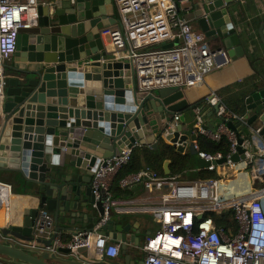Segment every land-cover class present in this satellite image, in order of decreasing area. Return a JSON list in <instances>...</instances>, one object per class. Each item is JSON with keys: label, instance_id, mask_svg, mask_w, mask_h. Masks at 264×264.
<instances>
[{"label": "water", "instance_id": "obj_1", "mask_svg": "<svg viewBox=\"0 0 264 264\" xmlns=\"http://www.w3.org/2000/svg\"><path fill=\"white\" fill-rule=\"evenodd\" d=\"M239 1L188 0L185 7L206 40L217 50H226L230 59L244 54L240 36L246 31L238 33L232 24L233 6ZM45 2L37 8L36 26L19 30L3 81L0 170L12 175L14 189L38 200L37 208L45 206L53 213L55 233L34 244L32 231L12 224L0 228V263L95 264L86 248L76 250L80 259L67 248L45 250L57 232L75 235L81 231L74 229L79 224L86 228L103 217L102 204L90 187L94 166L136 144L156 149L161 137L177 153L194 157L197 168L205 169L209 164L198 158L193 145L196 111L203 129L213 132L225 124L235 132L231 161H246L245 139L264 142V86L244 95L241 124L217 117L220 104L208 110L204 103L190 104L179 88L139 92L130 62L115 55L101 36V30L116 21L112 0ZM181 111L175 130L164 132L162 121ZM169 164V160L163 163L164 175H170ZM130 230L135 233L130 235ZM137 231L124 216L108 217L101 234L120 243L121 256L109 264H143L141 256L137 263L131 260L126 246H139Z\"/></svg>", "mask_w": 264, "mask_h": 264}, {"label": "built area", "instance_id": "obj_2", "mask_svg": "<svg viewBox=\"0 0 264 264\" xmlns=\"http://www.w3.org/2000/svg\"><path fill=\"white\" fill-rule=\"evenodd\" d=\"M187 1L112 0L116 21L101 30V36L107 39L115 55L130 62L137 91L188 90L202 84L208 74L226 63L225 52L211 49L204 35L193 28L191 16L185 10ZM44 3L41 0H0V98L6 75L4 67L16 51L19 30L36 26L37 8ZM175 41H178L176 46L161 48L162 44ZM202 103L212 107L220 104V99L211 93ZM182 114L183 111L174 113L163 120L164 132L175 130ZM195 116L192 132L196 140L193 145L198 158L209 164L204 170L214 172L221 166L215 163L223 158L226 161L222 165L235 164L231 161L236 153L235 132L225 124H219L213 132L205 130L197 111ZM217 117L240 124L245 121V117L228 115L221 104ZM199 137L213 142L225 138L229 142L228 153L223 156L221 152H200ZM252 146L257 147L255 152L264 165V147L258 148L260 145L255 141L251 143L245 139L243 147L251 149ZM132 149L124 148L117 156L101 159L93 168L90 187L95 200L102 204L100 221L90 231L81 230L73 235L69 242L55 238L45 247L47 252L67 248L77 255V249L86 248L92 262L116 259L120 243L103 236L101 229L113 212L136 213L151 216L159 226L154 234L145 235L143 243L138 246L143 264H264V208L260 201L264 190L227 199L220 195L217 179L183 181L176 175H160L146 167L119 182V186L125 189L141 185L147 192L146 197L116 200L111 186L119 171L130 162ZM214 212L223 215L230 212L234 230L230 232L226 227L216 226L208 216ZM52 223L50 211L40 206L34 219V244L38 238H48ZM77 258L81 256L77 255Z\"/></svg>", "mask_w": 264, "mask_h": 264}, {"label": "crops", "instance_id": "obj_3", "mask_svg": "<svg viewBox=\"0 0 264 264\" xmlns=\"http://www.w3.org/2000/svg\"><path fill=\"white\" fill-rule=\"evenodd\" d=\"M191 24L196 31L200 32L195 24ZM232 24L239 31L238 33L246 31L240 36V44L243 47L244 54L232 59L226 57L227 61L222 67L208 74L202 84L189 88L185 92L190 104L202 103L205 98L214 93L219 97L221 107L225 109L228 115L239 114L245 116L242 107L244 95L250 89L264 86V3L260 0H240L233 6ZM103 41L109 45L106 38L103 37ZM207 43L211 49H218L210 40H207ZM221 60L223 61L224 59ZM208 109L209 106H207ZM212 123L215 124L214 121ZM234 123L236 124V122ZM258 145H260L258 148L264 147V142H262L261 138ZM135 146L139 145L136 144ZM147 148L150 147L147 146ZM247 148L246 161H240L233 165H221L214 171L220 183V195L224 198L233 199L246 194V192L264 190V165L255 152L257 147ZM202 170L204 169H199L195 166L194 158L192 168L176 176L183 181H196L200 180L198 174ZM11 178V174L0 170V228L12 224L22 230L33 231L38 200L28 196L25 191L14 189L15 185ZM126 190L127 194L119 197L112 193L113 198L123 201L139 200L147 195L141 185H132ZM260 201L264 208V196L260 198ZM227 213L228 217L226 219L230 225L228 227L227 224V230L232 232L234 230L232 216L230 212ZM50 214L53 217V213L50 212ZM113 215L127 218L131 227L138 230L134 236L139 239V245L144 241V237L149 230L146 228L142 229V219H140L141 216H138L141 214H118L113 212ZM137 223L139 224L138 227L135 226ZM93 226L92 224H87L86 228H83L79 224L74 229L84 230ZM50 230L48 238L55 233L54 221ZM73 233L59 231L56 233V238L60 237L63 242H69L73 237ZM133 233L135 232L129 231L130 235ZM43 238L48 239L47 236ZM126 246L131 260L137 263L140 260L139 257L141 256L142 258L138 247L130 243H127ZM120 259L121 256L119 255L115 260Z\"/></svg>", "mask_w": 264, "mask_h": 264}, {"label": "trees", "instance_id": "obj_4", "mask_svg": "<svg viewBox=\"0 0 264 264\" xmlns=\"http://www.w3.org/2000/svg\"><path fill=\"white\" fill-rule=\"evenodd\" d=\"M237 115L239 116V114ZM197 145L200 152L209 154L221 152L223 156H225L229 151V142L225 138L219 142H213L207 138L199 137L197 139ZM166 160L170 161L169 170L170 175L172 176L190 169L194 163V157L186 153L179 154L167 144L157 143L156 149H151L144 146H134L132 149L130 162L119 171L113 181L111 188L112 193H114L117 197L127 194V190L125 188H121L119 186V182L125 177L135 174L146 167L158 172L160 175H164L163 163ZM198 176L200 180L217 179V174L208 170L200 171ZM208 216L214 220L216 226L222 225V227L227 228V224L229 222L226 217H228V213L223 215L221 213L214 212L209 213Z\"/></svg>", "mask_w": 264, "mask_h": 264}, {"label": "rangeland", "instance_id": "obj_5", "mask_svg": "<svg viewBox=\"0 0 264 264\" xmlns=\"http://www.w3.org/2000/svg\"><path fill=\"white\" fill-rule=\"evenodd\" d=\"M9 66V64H7L5 67H4V72L6 73V71H7V67ZM157 143H159V144H165L164 143V141H163V139L161 138V137H159L158 138V140H157ZM192 166H193V164H192ZM192 168V167H191ZM37 208V207H36ZM138 216H141L140 217V219H142V229L143 228H146L147 230H149V231H151L152 232V234H154V232L158 229V224L157 223H155L154 221H153V219H152V217L151 216H149V215H147V214H141V215H138ZM32 233H33V231H32ZM143 243V242H142ZM141 243V244H142ZM142 259H143V255H142Z\"/></svg>", "mask_w": 264, "mask_h": 264}, {"label": "clouds", "instance_id": "obj_6", "mask_svg": "<svg viewBox=\"0 0 264 264\" xmlns=\"http://www.w3.org/2000/svg\"><path fill=\"white\" fill-rule=\"evenodd\" d=\"M2 93H3V89H2ZM1 97H2V95H1ZM1 99V98H0ZM113 242V241H112ZM89 253V256L91 257V261H92V256H91V254H90V252H88ZM119 255H120V253H119ZM119 257V256H118ZM113 261H118V260H115V259H108V260H105L104 262H101V263H99V262H94L95 264H109V263H112Z\"/></svg>", "mask_w": 264, "mask_h": 264}]
</instances>
